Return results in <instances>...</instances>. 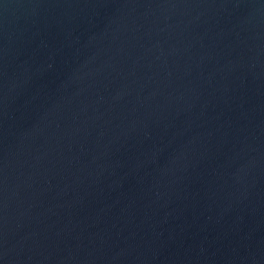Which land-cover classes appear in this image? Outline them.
I'll return each instance as SVG.
<instances>
[{
  "label": "water",
  "instance_id": "water-1",
  "mask_svg": "<svg viewBox=\"0 0 264 264\" xmlns=\"http://www.w3.org/2000/svg\"><path fill=\"white\" fill-rule=\"evenodd\" d=\"M0 264H264V0H0Z\"/></svg>",
  "mask_w": 264,
  "mask_h": 264
}]
</instances>
